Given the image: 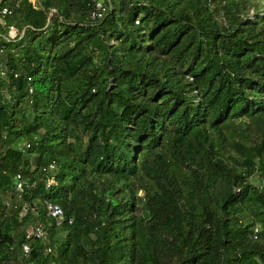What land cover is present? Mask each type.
<instances>
[{
  "label": "trees",
  "instance_id": "obj_1",
  "mask_svg": "<svg viewBox=\"0 0 264 264\" xmlns=\"http://www.w3.org/2000/svg\"><path fill=\"white\" fill-rule=\"evenodd\" d=\"M104 1L4 2L0 264H264L263 0Z\"/></svg>",
  "mask_w": 264,
  "mask_h": 264
},
{
  "label": "built area",
  "instance_id": "obj_2",
  "mask_svg": "<svg viewBox=\"0 0 264 264\" xmlns=\"http://www.w3.org/2000/svg\"><path fill=\"white\" fill-rule=\"evenodd\" d=\"M5 1L8 0H0V24L6 25V22L4 20L5 15L12 14V9L7 5L4 4ZM95 1V9L91 13V18L94 20H99L103 18V15L106 11L107 4L104 0H92ZM108 7H110V0H107ZM137 22V21H136ZM6 37L8 40H14L17 38V29L14 25L10 24L8 25V31L6 34ZM20 37V36H19ZM5 54V48L0 45V58H3ZM6 70V66L2 64L0 61V74H4ZM14 76H17V73L14 74ZM50 168H53V165H50ZM24 181L20 178L19 175H17V183H16V190L20 191L23 188ZM262 185H264V179H262ZM7 206L10 208L11 205L9 202H6ZM45 207L47 210V216L52 217L55 219L56 223L59 224L61 220L63 219V210L62 208L55 203L52 202H45ZM72 222V219H69V223ZM33 230L29 232V234L35 236L36 238H42L45 242L46 239V231L44 230L42 224H36L32 228ZM45 251L51 252L52 246L49 244H45ZM21 252H22V258L26 259L29 256L30 253V245L28 243H23L21 245ZM18 264H24L22 261H20Z\"/></svg>",
  "mask_w": 264,
  "mask_h": 264
},
{
  "label": "rangeland",
  "instance_id": "obj_3",
  "mask_svg": "<svg viewBox=\"0 0 264 264\" xmlns=\"http://www.w3.org/2000/svg\"><path fill=\"white\" fill-rule=\"evenodd\" d=\"M34 1V0H33ZM262 3H264V0L262 1ZM251 10H252V8H251ZM253 11V10H252ZM251 11V12H252ZM33 226H34V223H30L29 225H27L26 227H25V230H26V232H31L33 229Z\"/></svg>",
  "mask_w": 264,
  "mask_h": 264
}]
</instances>
